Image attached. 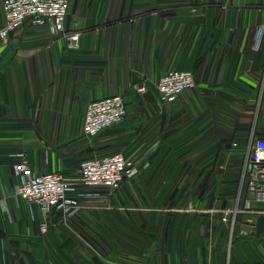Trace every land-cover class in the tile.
Returning a JSON list of instances; mask_svg holds the SVG:
<instances>
[{"label":"crops","instance_id":"1","mask_svg":"<svg viewBox=\"0 0 264 264\" xmlns=\"http://www.w3.org/2000/svg\"><path fill=\"white\" fill-rule=\"evenodd\" d=\"M66 29L81 34L79 48L51 35L50 23L30 22L0 47V159L16 162L25 152L40 172L77 175L89 150L82 140L87 105L119 94L127 116L99 138L138 173L105 197L83 201L68 220L54 215L45 249L42 212L12 200L16 186L3 182L0 264H8L1 247L9 235L31 241L35 264H82L73 258L93 253L90 242L96 264L216 263L221 219L210 191L220 186L235 195L241 170L234 153L216 150L225 136L218 140L211 126L209 99H222L228 112L229 98L264 97V0H71ZM169 70H191L196 87L161 104L156 84ZM221 158L225 171L212 164Z\"/></svg>","mask_w":264,"mask_h":264},{"label":"built area","instance_id":"2","mask_svg":"<svg viewBox=\"0 0 264 264\" xmlns=\"http://www.w3.org/2000/svg\"><path fill=\"white\" fill-rule=\"evenodd\" d=\"M70 5L71 0H4L5 22L0 27V47L7 46L12 33L30 22L37 26L50 23L51 35L62 34L70 50L79 48L81 34L66 29ZM195 87L196 80L191 70H169L156 84L161 104L174 102L184 91ZM144 90V85L137 88L138 92ZM257 115L264 116V97H260L258 102ZM126 116L127 104L123 95L95 99L87 105L83 134L86 139H95L104 131L122 123ZM228 153L232 154V150ZM17 157L18 160L13 164V173L18 179L16 196L40 209L44 216L40 224L43 234L51 230L54 215L60 214L68 220L85 207L83 201L92 197H105L103 192L107 195L120 189L127 179L138 173L136 163L126 158L122 152L81 160L75 176H68L60 169L40 172L31 165L25 152ZM219 169L224 171L225 166L220 165ZM232 202L229 206L212 212L233 216L232 231L238 225L237 216H247L242 220V225L246 228L240 229V235H255L258 231V219L264 218V137L257 136L255 132L252 133L244 153ZM223 219L227 221L226 218Z\"/></svg>","mask_w":264,"mask_h":264},{"label":"rangeland","instance_id":"3","mask_svg":"<svg viewBox=\"0 0 264 264\" xmlns=\"http://www.w3.org/2000/svg\"><path fill=\"white\" fill-rule=\"evenodd\" d=\"M231 101L230 106L228 107V112H224L223 108L220 106L222 103V99L219 98H210L209 103L213 106L209 109V119L211 126L214 127L216 135L218 137H224L221 141L215 146L216 150L219 152L228 153L229 150H232L235 157H238L240 160V167L239 170L242 168V162L244 158V153L246 152V148L248 146V142L252 133L259 137H264V116L261 115L258 117L257 115V106L260 100V97H233L229 98ZM227 106L229 104H226ZM223 106V105H222ZM227 109V107H226ZM84 123V121H83ZM225 126V127H224ZM226 129L228 133L225 135L223 134V129ZM230 129V130H229ZM102 135V134H101ZM100 135V136H101ZM83 141H87L88 152L84 155V158H90L97 155H106L112 154L116 151H112V144H105L104 141L101 140V137H97L95 139H86L83 137ZM223 143L225 144L223 146ZM236 143L237 145H233ZM93 146V147H92ZM211 146H205L204 151H211ZM225 149V150H224ZM111 150L112 152H108ZM215 150V152H216ZM81 159V160H83ZM130 159V158H129ZM224 158L216 159L212 161V164H217L218 166L224 162ZM80 160V161H81ZM15 162L10 159H0V188L3 187V182L7 181L10 182V186L13 188L17 185V178L14 176L13 173V166ZM207 162H204V164ZM202 165V164H201ZM201 166H199L200 170ZM237 170V171H239ZM225 171V170H224ZM78 174V173H74ZM217 182H219L217 180ZM220 184V182L218 183ZM213 187L210 191V196H213L215 200L219 199V202L216 204L219 206V209L225 208L232 204V200L234 196L231 194L226 193V189ZM226 187V186H224ZM228 188H235V184L227 185ZM226 187V188H227ZM220 189V190H219ZM231 193V192H230ZM187 196H185V199ZM12 200L19 201L20 199L16 196V193L13 194ZM211 200V199H210ZM23 201V200H21ZM185 215H207L203 210L199 212H191L192 210L185 209ZM214 217L220 221L221 225L217 227V233L214 236V243L216 245V263L214 264H264V219H258V231L254 236H242L240 235V229L246 228V226L242 225V220L248 218L244 215L237 216L238 225L235 228V231H232V219L233 216H226L223 213H214ZM212 215V214H211ZM210 215V216H211ZM224 218L227 219L225 221ZM250 218V217H249ZM25 233L22 236L23 239H27L28 234L26 231L28 228L23 227ZM40 229V228H39ZM40 234V249L48 248L46 245V241L44 239L47 238L49 234H43L41 230L39 231ZM92 248L89 246V249L93 251V253L85 254V258L79 254L74 256L73 262L74 263H82V264H96V257L94 252V242H90ZM6 244H8L6 246ZM83 242H76L74 244L76 246H80L81 248H86ZM32 244L31 241H23L18 238H13L9 235L8 242L5 243L4 247H1L2 251H5V259L8 264H19L23 262L24 264H35L36 261L33 257L30 256L28 253L29 249L31 248ZM61 246V245H60ZM249 255V256H248ZM58 259V258H57Z\"/></svg>","mask_w":264,"mask_h":264},{"label":"water","instance_id":"4","mask_svg":"<svg viewBox=\"0 0 264 264\" xmlns=\"http://www.w3.org/2000/svg\"><path fill=\"white\" fill-rule=\"evenodd\" d=\"M58 36H60V37H61V36H62V34H58Z\"/></svg>","mask_w":264,"mask_h":264},{"label":"trees","instance_id":"5","mask_svg":"<svg viewBox=\"0 0 264 264\" xmlns=\"http://www.w3.org/2000/svg\"><path fill=\"white\" fill-rule=\"evenodd\" d=\"M262 219H264V218H262ZM252 236H254V235H252Z\"/></svg>","mask_w":264,"mask_h":264}]
</instances>
